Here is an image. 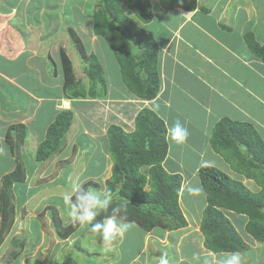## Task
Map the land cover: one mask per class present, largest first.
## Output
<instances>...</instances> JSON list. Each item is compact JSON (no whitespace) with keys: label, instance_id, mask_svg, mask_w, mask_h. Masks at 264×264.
I'll list each match as a JSON object with an SVG mask.
<instances>
[{"label":"crops","instance_id":"crops-1","mask_svg":"<svg viewBox=\"0 0 264 264\" xmlns=\"http://www.w3.org/2000/svg\"><path fill=\"white\" fill-rule=\"evenodd\" d=\"M151 5L154 18L149 23L143 24L153 33L162 53L158 72L159 91L152 99H142L128 91L122 79L120 66L117 65L112 75V79L122 84L117 96L110 92L104 100L102 98L104 103L97 105V108L95 98H68L64 91L53 88V77L60 75L61 59L59 62L55 55L50 59L45 58L44 53L32 49L26 53V57L21 55L25 58L23 63L19 60L21 57L16 56V60H19L16 67L21 68L22 65L26 72L21 74V70L16 72L1 65L0 74L8 78H4L7 82L5 85L10 84L18 93V96L14 97L15 101L18 99L17 102L35 107L37 124L33 126L37 143L45 137L47 128L60 110L71 109L75 112V121L67 133V144L57 159H62L67 170L70 168V171L74 172L78 163L74 159L69 163L70 165H66L68 155L88 152L94 160L89 161V166L79 168L78 179L72 177L69 180L73 184L83 183V185L91 181L93 184H90V189L95 190L101 199L106 191L107 180L113 176L114 162H112L111 143L108 136L110 125L116 124L127 132L134 131L135 117L143 108L153 110L164 121L166 129L179 120L187 129L188 136L183 143H176L167 138L166 133L168 147L162 166L170 175H181L178 202L186 220L188 218L184 212L191 214L194 225L191 223L190 226L176 229L155 225L151 229H145L134 221L118 217V224L120 220H123L129 227L124 231L117 228L111 242L105 244L102 238H96L94 234L97 232L90 230L89 224L81 225L72 235L64 238L58 234L46 236L40 223L35 224V221H31L29 224L32 229V238L28 244L26 243L15 259H9L0 264H34L32 260L36 257L43 261L40 262L41 264H50L47 260L50 250L52 252L56 250V255L54 253L52 255L54 260L51 262L58 264L63 254L62 250L83 236L85 239L80 248L97 253L92 262L93 257L88 256L91 254L88 251L87 257L82 256V260L86 261L82 264H95L102 258L104 261L100 264H160L161 259H166L168 264H205L206 260L210 264H216L220 255L227 253L213 252L205 246V236L201 231L200 223L208 205V199L199 170L205 165H212L229 174L233 179L242 181L246 186L248 182L251 185L248 187L252 191L260 190L254 178L234 170L224 156L214 150L211 139L216 125L225 118L253 124L257 133L264 138V59L254 52L247 38L248 34H252L255 41L264 46V0H197L196 8L191 11L180 7L164 8L160 0H156L155 3L151 0ZM85 21L88 26V19L85 18ZM83 28V25L78 27V35H80L79 32H83ZM20 37L23 40L25 33L22 32ZM81 39L87 47L84 38L81 37ZM59 52L61 54V50ZM2 59L0 58L1 61ZM32 70L34 71L31 72ZM18 76H21L20 80ZM58 78L64 84V75ZM109 85L108 80V91ZM25 91L30 92L29 95H26ZM134 97L136 100H132ZM114 103H120L122 109L118 113L113 111L116 109ZM130 103L139 105L134 116L126 114ZM22 104L21 108L24 107ZM101 108L102 111L99 112ZM0 111L2 114L3 111L1 109ZM22 111L26 110H20L16 114L17 117H20L18 115H21ZM22 115L23 120L29 118L27 113ZM84 117H87L86 120ZM5 123L0 121L1 135L4 133L1 130ZM53 158L43 162L37 161L39 168L41 167L40 170L46 172L44 176L50 174V178H53L52 172L48 173V171L52 169ZM0 160H4L3 163L0 161L2 169L5 162H8V155L0 156ZM57 164L58 161L53 167L56 168ZM150 169V164L139 167L140 173L147 176L146 191L151 189ZM33 170L32 167L28 168L27 178L22 184L27 186V191L26 196L20 200V204L17 203L16 216L18 217L15 225L21 220L22 207L31 195L32 190H28V184L35 187L41 185L31 182ZM53 182H56V178ZM191 188H202V192L193 193L189 191ZM63 195H52L38 205L44 211L47 208L46 205L50 206L48 203L51 202L48 201H52V205L59 210L63 224L69 225L72 221L67 216L68 209L63 202ZM230 211V213L225 211L226 216L244 241L251 246L245 251H238L243 254L244 264H264V246L259 245L246 229L249 217L244 213ZM50 215L48 217H51ZM1 218L0 212V223ZM187 222L190 223L189 219ZM52 223H54L53 220L51 225ZM54 228L56 229L55 226ZM54 228L53 231L56 232ZM6 241L0 246V257L8 249ZM83 246L86 248L84 249ZM142 257L144 261H141ZM71 264L80 263L74 260Z\"/></svg>","mask_w":264,"mask_h":264},{"label":"trees","instance_id":"trees-1","mask_svg":"<svg viewBox=\"0 0 264 264\" xmlns=\"http://www.w3.org/2000/svg\"><path fill=\"white\" fill-rule=\"evenodd\" d=\"M121 2H125L143 23H149L154 18L150 0H103L101 9L94 14V32L103 37L115 52L122 79L130 92L149 100L159 91V73L156 66L158 44L150 30L138 26L136 21L125 13H120ZM160 2L167 9L180 7L189 11L194 10L197 5V0H160ZM72 36L80 55H85L87 50L81 37L75 31ZM247 36L251 48L264 59V46L259 45L252 34ZM61 62L64 75L63 87L67 91L68 98H96L105 93L101 85L107 84L98 61H93L90 65L92 70H89L88 74L93 83L88 90L80 79L77 80L73 62L64 48L61 49ZM74 121L75 112L71 109H63L56 114L54 121L47 128L46 138L38 146L37 160L42 162L50 160L63 150L67 144V133ZM135 123L136 127L132 132H127L116 124L108 128L114 166L113 176L106 183V191L111 193L112 201L107 210L100 211L93 223L113 215L112 208L119 207L121 212L117 215L120 219L134 221L145 229H151L155 225L168 229L186 226L187 221L178 202L182 177L168 174L162 166L168 147L166 125L149 108L139 110ZM17 127L26 129L24 124ZM211 143L214 150L222 154L234 170L247 177L258 179L261 189L252 191L242 181L233 179L229 174L212 165L200 168V179L208 199L200 223L201 231L205 236V246L213 252L245 251L251 248L226 216L225 211L228 210L247 214L249 217L247 232L259 245L264 246L262 137L253 124L225 118L216 125ZM144 164L151 165L150 191L145 190L147 176L138 170ZM24 178V167L17 166L2 179L5 186L22 181ZM90 184L93 183L90 181L83 186L87 188ZM7 199L4 194L0 202L2 216L0 246L9 234V228L13 225L17 212L16 205L9 206ZM51 208L56 230L61 237L72 235L81 226L73 222L69 225L63 224L57 208L55 206ZM89 228L92 230L90 224ZM24 245L25 242L21 244L20 249L11 252L10 260L19 255ZM71 263L64 262V264Z\"/></svg>","mask_w":264,"mask_h":264},{"label":"rangeland","instance_id":"rangeland-1","mask_svg":"<svg viewBox=\"0 0 264 264\" xmlns=\"http://www.w3.org/2000/svg\"><path fill=\"white\" fill-rule=\"evenodd\" d=\"M155 1L156 0H152L153 3H155ZM102 2L103 0H0V58H3L2 61L0 60V67L1 65H4L6 69H13L16 72L21 70L20 73L22 74L24 73L25 68H23L21 64H20L21 68H18L16 67V64L19 60H21V63L25 61L24 56L26 57V53L30 49H32L33 51H37L39 53L41 52L44 53L45 58L48 59H50L51 56L53 57V55H55L56 60L60 62L61 54L59 51L62 48H64L66 49V53L69 55L70 59L73 62L77 80L80 79L82 81V84L84 85L86 90L91 89L93 83L91 76L88 74L89 70H92L90 68V65L91 63H93V61L94 62L98 61L101 64L104 79L106 80V78L108 77V80L110 81L109 88L111 90L109 89L108 91V87H107L108 80H106L107 85L106 86L101 85L102 86L101 89L105 90V93L101 97L98 98L96 97L94 99L96 101V103L94 102L96 104L95 105L96 108L100 106L102 103H104L103 102L104 98L110 95V92L117 96V94L121 91L120 87L122 86V84L121 82H118L116 79H112L113 77L112 75L114 73V67L116 65L120 66L117 61L118 59L114 54L115 52L112 51L111 53L112 48L106 43L105 39L101 36L96 35L94 32V14L95 12H98L99 9H101ZM119 7L121 10L120 13H125L129 18L134 19L138 24V26L144 27L143 22L138 20L135 12L131 10L125 2L119 3ZM85 18L88 19V26H86ZM80 25L84 26L83 28L84 33L83 32L82 33L79 32V33L87 43V47H86L87 53L85 55H80V53L76 48L75 40H73V36H72L74 31L78 32L77 30ZM22 32L25 33V37L23 40L20 37ZM89 32L92 34L90 35ZM95 36H98L96 37L97 39L95 38ZM160 51L161 50H158V61L156 62L158 72L160 70L159 69L160 56L162 55ZM22 54L24 56H21ZM17 55L21 57L19 58V60H16ZM51 66H53V64H51ZM59 69H60L59 72L60 75H58V77L61 76L63 77L62 67H60ZM33 71L34 70H32L31 72ZM52 74H54V72ZM0 76L2 77L0 78V86L2 87L0 88V109L3 111L2 114L0 111V121L6 122L4 126L2 125L3 129L1 130L4 133L2 135L0 134V156L8 155V162H9V165H7L8 162H5V164L3 165L4 168L2 167L3 170L0 168V170H2L0 171V202L5 194L6 199L8 198L7 200L9 202V206L15 204L17 208V203L20 204V200H22V198L26 196L27 186L22 184L23 182H25V179L27 178V170L29 167H32L34 169L31 182L32 183L37 182L38 184H41L39 187H35V185L30 186V184H28L29 185L28 190H32V191L30 192L31 195L29 194L30 197L28 196L29 197L28 201L25 202V206L22 207L21 220L18 222V224L15 225V220L18 217L15 216L13 225L11 226V228H9L10 230L8 229L9 234L5 232V234H8L7 237L5 238L7 241L4 239V241L7 242L6 247H8V249L6 253L3 256L1 255L0 257V262H5L10 259L11 252H15L16 250L20 249L21 244H23L24 242L25 245L26 243L28 244V242L32 238V229L29 224L31 221H35V224L40 223V226L43 227L46 236L50 237V236H54L55 234L59 235L57 230L54 228L55 224L52 223L51 225V220H53V216H54L51 208L52 206H54L52 205L53 202L48 201L51 202L48 203L50 206L46 205L47 208L44 211L43 208L38 204L44 199L47 200V198L48 197L50 198V196L52 195L64 194L65 192L71 191L74 184L69 179L72 177L78 179L80 177L78 176V173H80L79 168L81 166L82 167L86 165L89 166L90 164L89 161H92L94 159L91 158L88 152L85 153L81 152L78 155L76 152L74 155L72 154L68 155V159H66L65 161L66 165H70L69 163H71L74 159L78 163L77 164L75 162L77 164V167L74 170V172H71L70 168L67 170L65 164L62 163L61 161L62 159H57L59 158L58 156L61 155L59 153L52 160L53 165H55V163L58 161L56 168L53 167V165H51L52 169H50L51 171H48V173L52 172L53 178H50V174L44 176L46 172L44 173L43 171L40 170L41 167L39 168L40 165L38 166L39 162H37L38 160L36 158L37 157L36 154H37L38 146L42 141H44L46 135L45 137H43L41 142L39 143L36 142L37 137H36V132L34 131L35 127L33 126L35 123L37 124L35 118L36 116L35 107H33L32 105L29 106L22 104L19 101L24 106L23 107L24 109L21 108L22 107L21 104L17 102L18 99L15 98L17 101L14 100V97L18 96V93L10 84L5 85L7 84L6 82V79H8L7 77H4L1 74ZM58 77L56 76L53 77V81H52L53 88L64 91L66 95L67 91L63 88V81H60ZM17 78H19L20 80L21 76H18ZM10 81L12 80L10 79ZM111 82L113 83V86ZM45 84L44 87L46 86ZM128 91L130 90L128 89ZM25 93L26 95H29L28 93L30 92L25 91ZM86 98H91V97H86ZM132 100H136V97H134ZM115 108L116 109H114L113 111H117V113L122 109L120 103H117L115 105ZM18 109L19 111H17ZM138 109H139L138 103H130V106H127L126 114L134 116L135 115L134 112H136ZM20 110H26V111H22L21 113L22 114L27 113L29 118L23 120L21 118L23 116L22 114L18 115L20 117H17L16 114H18ZM101 111L102 108L99 112ZM14 112L17 113L14 114ZM98 115L99 113L95 117L97 118ZM86 118L87 117H84V120H86ZM20 124L22 125L24 124V127L26 129L18 128L17 126H19ZM262 139L264 142L263 137ZM95 160L97 159L95 158ZM0 161L3 163L4 160H0ZM59 165H61V167H59ZM14 166L15 168H13ZM17 166L24 167L25 178L22 181L19 182L16 181L15 183H12L10 185L7 184L4 186L2 179L3 176L9 172H13L17 168ZM11 168H13V170H10ZM6 170L7 172H5ZM54 172L55 174H53ZM55 178H56V182H53ZM254 179H255L254 181L257 182L258 179L256 178ZM68 182L70 183L67 184ZM246 183L248 186L251 187V185L248 182ZM89 186L87 188H90ZM253 187L256 188L257 186H253ZM258 188L261 189V186L259 184H258ZM47 212H49L48 215ZM226 212L230 213L231 211L228 210ZM184 213L186 214L185 216H187V218L190 221V223L187 222L188 223L187 225L190 226L191 223L192 225H194V221L191 220V214L189 215L188 212H184ZM17 214L18 213L16 212L15 215ZM58 214H59V210H58ZM49 215L51 217H48ZM188 219L186 221H188ZM53 228L56 230V232L53 231ZM97 233L94 234L96 238L97 239L101 238L102 234L99 233L101 234L99 235ZM83 239H85L84 236L80 237L78 241H76L75 243H71V245H69L64 250H62L63 254H61L58 260L60 262L58 264H62V262L65 261L74 262V260L75 262H78L80 264L86 262L85 260H82V256L85 257L86 255L87 257L88 255L87 252L88 251L90 252V250L88 249L87 251V250H82V248H80ZM123 246L125 245L123 244ZM83 247L84 249L86 248V246ZM102 251L103 250H101V252ZM53 253L56 255V250L55 252L54 250L53 252L51 250L48 252L47 260L50 261V264H56V262H51L54 260V258H52ZM90 253L91 254H89L88 256H92L93 257L92 262H94L97 252L91 251ZM117 255L119 256V253H117ZM170 256L171 255L169 254L168 257L170 258ZM32 261H34L33 262L34 264H41L40 262H43L38 257H36V259ZM103 261L104 258H102L99 262H95V264H100V262ZM141 261H144V257H142Z\"/></svg>","mask_w":264,"mask_h":264},{"label":"clouds","instance_id":"clouds-1","mask_svg":"<svg viewBox=\"0 0 264 264\" xmlns=\"http://www.w3.org/2000/svg\"><path fill=\"white\" fill-rule=\"evenodd\" d=\"M187 136L188 131L179 120L175 121L167 129V138L176 143H183ZM189 191L198 194L202 192V188H191ZM73 197L75 198L73 199ZM62 199L68 209V218L74 224H90L93 231L102 234L101 238L105 244L111 242L117 228L124 231L129 227L123 220H120L118 224L117 214L121 212L119 207L112 208L113 215L93 223L100 211L107 210L111 204L112 197L108 191L104 193V197L101 199L95 190L84 188L83 183H76L71 191L64 193ZM221 256L226 258L221 259ZM220 257L217 259L216 264H244L243 254L238 251L223 253ZM160 264H168V262L166 259H161ZM205 264H210V262L206 260Z\"/></svg>","mask_w":264,"mask_h":264}]
</instances>
